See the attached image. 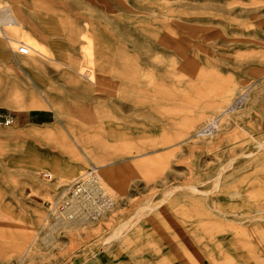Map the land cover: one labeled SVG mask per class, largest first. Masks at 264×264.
<instances>
[{
  "label": "rangeland",
  "instance_id": "obj_1",
  "mask_svg": "<svg viewBox=\"0 0 264 264\" xmlns=\"http://www.w3.org/2000/svg\"><path fill=\"white\" fill-rule=\"evenodd\" d=\"M7 3L51 53L82 62L89 37L98 61L95 84L51 65L29 78L0 38V113L13 118L0 123V264H264V0ZM68 133L107 163L115 201L62 227L47 200L94 164ZM141 205L127 240L108 243Z\"/></svg>",
  "mask_w": 264,
  "mask_h": 264
},
{
  "label": "crops",
  "instance_id": "obj_2",
  "mask_svg": "<svg viewBox=\"0 0 264 264\" xmlns=\"http://www.w3.org/2000/svg\"><path fill=\"white\" fill-rule=\"evenodd\" d=\"M21 14H22V9L20 8V6L16 4L13 7L9 3H7V0H0V38H2L7 42L8 46L15 55L27 57L29 59L27 63L30 65V67L33 70H35V73H33L32 75H28V73H26L29 78H32V76L36 75L37 72H42L44 73V75H47L48 74V71H46L48 69L47 65H51L55 69H57L56 74L58 76L65 78L68 81H72L74 84L77 82H87L89 84H95L93 69L95 68L98 59L97 56L94 54L93 43L89 37H86L88 40V45L86 48L89 49V51L87 52L86 55L84 54V59L82 60V62L79 61L78 63L75 60V58L71 55L72 50H69L68 52L67 51L63 52L60 49L56 53H51V51H49L41 43H39L31 35H29L25 30V26L23 25L22 19L20 17ZM70 44L72 48L74 42L70 40ZM21 45H24L28 48V53L26 55H20L17 53V49ZM0 46L2 47L0 48V59L5 61L4 54L2 53V50L4 51V46L1 41H0ZM46 102L50 106L51 110L54 111V113L58 117L59 115L57 109L59 107L55 105L56 103L54 101L49 100L48 98H46ZM68 134L69 137H71V140L77 146H79L78 148L80 149L84 157L89 158L98 167V171L107 164V163L106 164L102 163V160L96 158L93 152L90 151L85 146L84 142L80 141V139L76 137L74 138L72 134L70 133ZM76 141L79 142V144H77ZM106 174L110 179H114V174L112 172L107 171ZM149 207L151 208L150 205H141L140 208H144L143 210L145 212L140 211L139 215L137 216L133 215L130 216L128 219H123V221L130 220L129 224L127 225L126 228H124V230L117 238L110 240L108 243L115 240L116 241L127 240L126 235L130 233V230L132 229L135 222L141 216H143L146 213V211L150 209ZM4 213L6 215L12 214L10 209L6 210V212ZM114 228L111 229V231L108 233L106 237H108L113 232ZM106 244H104V246ZM28 249L29 246L26 248L25 251L29 252Z\"/></svg>",
  "mask_w": 264,
  "mask_h": 264
},
{
  "label": "built area",
  "instance_id": "obj_3",
  "mask_svg": "<svg viewBox=\"0 0 264 264\" xmlns=\"http://www.w3.org/2000/svg\"><path fill=\"white\" fill-rule=\"evenodd\" d=\"M17 53L26 55L28 48L21 45ZM11 122L13 118L9 114L0 113V123L9 125ZM41 177L47 180L53 178L47 171L42 172ZM64 187L52 200H47V207L49 212L68 220L80 217L95 221L109 210L115 201L114 194L103 184L97 174V168L90 162Z\"/></svg>",
  "mask_w": 264,
  "mask_h": 264
},
{
  "label": "bare ground",
  "instance_id": "obj_4",
  "mask_svg": "<svg viewBox=\"0 0 264 264\" xmlns=\"http://www.w3.org/2000/svg\"><path fill=\"white\" fill-rule=\"evenodd\" d=\"M242 99H243V97H242ZM240 100V99H239ZM244 100V99H243ZM235 107V105H233L231 108H234ZM227 110V109H226ZM224 113H225V111H224ZM220 119H221V116H218V117H216L215 119H213L209 124H207L205 127H203L200 131H199V135L201 134V135H207V134H209V133H211V132H213L215 129H217L218 128V124H219V121H220ZM260 146H264L262 143H260ZM95 166V165H94ZM96 167V166H95ZM97 168V167H96ZM97 171H98V169H97ZM98 174V173H97ZM98 176H99V174H98ZM99 178H100V176H99ZM101 179V178H100ZM218 180V179H217ZM194 187V186H193ZM192 188V187H191ZM196 189V188H195ZM150 208V207H149ZM146 210V209H145ZM141 211H144L143 209L141 210ZM145 212V211H144ZM140 213V212H139ZM139 213H138V215H139ZM142 213V212H141ZM106 214H103L102 216H101V218L103 217V216H105ZM55 216V218H54V221H53V223H54V226L55 225H58V226H62V227H64V226H67V225H72V224H86V223H94V222H96V221H90V220H84L83 218H80V217H77V218H75V219H71V220H68V219H65V218H62V217H59V216H57V215H54ZM134 219H136V218H134ZM129 222L130 221H128L127 223H125V224H122L121 226H120V228H118L113 234H111L109 237H108V239H110V240H112V239H115V238H117L120 234H121V232L124 230V228H126L127 227V225L129 224Z\"/></svg>",
  "mask_w": 264,
  "mask_h": 264
}]
</instances>
